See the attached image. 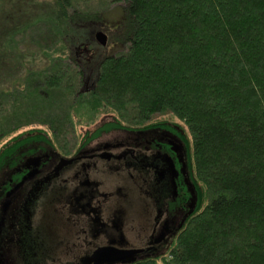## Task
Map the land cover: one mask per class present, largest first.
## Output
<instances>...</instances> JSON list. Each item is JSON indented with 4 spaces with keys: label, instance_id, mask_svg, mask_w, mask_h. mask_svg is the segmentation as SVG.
Listing matches in <instances>:
<instances>
[{
    "label": "trees",
    "instance_id": "obj_1",
    "mask_svg": "<svg viewBox=\"0 0 264 264\" xmlns=\"http://www.w3.org/2000/svg\"><path fill=\"white\" fill-rule=\"evenodd\" d=\"M111 1L124 6L110 29L128 45L101 63L96 88L74 104L92 114L129 105L143 125L178 119L192 139L198 190V207L167 256L138 264H264V0ZM75 2L55 0L57 45L46 57L89 47L91 36L75 28ZM26 27L7 45L20 47ZM64 73L46 82L58 87ZM23 84L0 86V95ZM45 132L0 134V158L7 143L47 139Z\"/></svg>",
    "mask_w": 264,
    "mask_h": 264
},
{
    "label": "flooded vegetation",
    "instance_id": "obj_2",
    "mask_svg": "<svg viewBox=\"0 0 264 264\" xmlns=\"http://www.w3.org/2000/svg\"><path fill=\"white\" fill-rule=\"evenodd\" d=\"M75 54L82 60L90 53L88 47H83ZM108 58L105 56L98 65L93 64L96 74L84 83L87 86L92 82L91 87H86V92L81 94L96 88L99 68ZM117 119L107 112L92 129L86 128L76 137L72 151L66 149L60 153L49 129L45 132L49 136L47 139L6 144L11 148L2 152L0 158V264H82V259L95 249L109 245L103 230H92L91 217L92 213L98 212L103 221L107 212L114 214L118 210L116 205L113 208V203H106L108 194L105 191L117 187L112 182L98 181V184L91 185L92 191H89L86 185L78 186L70 177L73 165L92 155L95 156L94 161L88 159L96 166L103 160L112 169L121 157L127 168H134L146 177L152 197H156L159 215L151 214L150 205L145 204V214L142 219L134 221L131 228L144 232L148 237L145 244H148L154 242L168 225L169 233L160 245L162 255L145 260L161 258L169 253L192 215L188 214L191 195L186 180L195 183L190 172V150L185 131L173 119L161 118L135 129L118 125ZM175 137L181 140L186 150L184 158L173 148ZM30 158L33 159L30 161ZM63 158L75 162L58 170ZM165 159L174 165L177 173L175 189L169 185L168 178L161 183L157 181L155 166L165 165ZM185 165L187 174L183 172ZM75 196L81 198L82 208L70 204L74 203ZM138 263L141 262L133 264Z\"/></svg>",
    "mask_w": 264,
    "mask_h": 264
},
{
    "label": "rangeland",
    "instance_id": "obj_3",
    "mask_svg": "<svg viewBox=\"0 0 264 264\" xmlns=\"http://www.w3.org/2000/svg\"><path fill=\"white\" fill-rule=\"evenodd\" d=\"M0 1V86L1 89H10L14 81L24 83L22 87L13 91L12 95H0V134L9 132L12 133L11 136H15L32 128H42L46 131L49 129L61 153L66 149L74 150L76 137L86 128L92 129L107 112L119 119L120 126H128L131 129L143 126L129 105L123 107L120 113H113L110 109L92 114L91 108L85 110L87 107H80L81 104L78 107L74 104L75 98L86 92L82 90L91 87L92 82L87 86L84 83L96 74L93 64H98L105 56L118 55L127 47L123 35L120 42L117 31L110 29L121 19V8L124 5L114 4L111 0H77L74 3V9L78 11L73 18L75 28L85 36H91L88 47L90 54L81 60L76 58L77 50H72V55L65 53L64 56L52 58L46 57L44 53L46 48L50 53L54 45H57L53 42L52 26L49 24L55 22V0ZM25 27H29L30 34L25 42L22 41L20 47L7 45L15 31ZM100 30L109 37L107 47H102L95 41L94 36ZM57 69L60 72L65 70L66 75L63 74L64 79L60 80L58 87H51V84L46 82V76L53 79L54 71ZM94 77L93 79L96 78ZM76 81H78L76 91L66 88ZM79 93L81 95L77 96ZM165 118L173 119L184 129L186 142L190 146L192 139L188 128L172 115ZM160 119L158 118L159 121Z\"/></svg>",
    "mask_w": 264,
    "mask_h": 264
},
{
    "label": "water",
    "instance_id": "obj_4",
    "mask_svg": "<svg viewBox=\"0 0 264 264\" xmlns=\"http://www.w3.org/2000/svg\"><path fill=\"white\" fill-rule=\"evenodd\" d=\"M95 41L102 47H107L109 44L108 35L100 30L94 36ZM85 90H82L84 92ZM173 148L180 154L181 158H184L186 153L185 148L180 139L175 137L173 142ZM86 152L87 150H83ZM86 158V159H85ZM95 156L83 157L80 164L73 165L71 178L75 179V183L78 186L86 185L89 191H92L91 185L94 183L112 182L117 188L109 189L114 191L112 194H108L107 202L113 203V208L118 209L114 211V214L109 212L108 215H104V220H101L100 215L92 213L91 217L92 230L98 232L103 230L102 234H105L109 245L105 247H98L91 254L87 255L82 259V264H133L136 262H143L145 259L157 257L162 255L160 252V245L164 242L166 236L169 233L168 225L165 226V231H162L157 235V239L154 242L145 244V240L148 239L145 233L140 231H133L131 225L134 221L142 219L144 211L143 207L145 204L150 205V213L153 215H159L157 208L156 197H152L153 192L149 189L148 180L143 175L135 170L134 168H127L126 164L121 157L115 163V168L112 169L111 165L102 160L101 164L91 162ZM30 158L29 160L31 161ZM75 162L74 160H72ZM65 158L61 160L58 170L66 169L67 164L72 162ZM165 165L162 167H156L157 181L163 182L166 178L169 180V185L175 189V178L177 173L175 172L174 165L168 160H164ZM95 165V166H94ZM110 166V167H109ZM114 167V166H113ZM183 172L186 173V165L184 166ZM82 178V179H80ZM136 181V183H134ZM189 192L191 195L190 202L188 204L190 210L188 214H193L197 209L198 195L194 184L186 180ZM98 184V183H97ZM102 184H99L100 188ZM112 198V199H111ZM116 198V200H115ZM74 203L70 204L75 208H82V200L80 197L75 196L73 199ZM101 234V235H102Z\"/></svg>",
    "mask_w": 264,
    "mask_h": 264
}]
</instances>
